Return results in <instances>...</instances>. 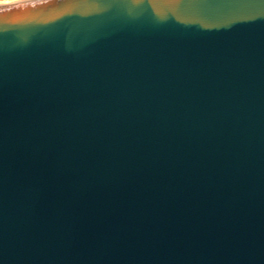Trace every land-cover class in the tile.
Instances as JSON below:
<instances>
[{"label": "water", "instance_id": "95a60500", "mask_svg": "<svg viewBox=\"0 0 264 264\" xmlns=\"http://www.w3.org/2000/svg\"><path fill=\"white\" fill-rule=\"evenodd\" d=\"M0 264H264V0L0 5Z\"/></svg>", "mask_w": 264, "mask_h": 264}, {"label": "bare ground", "instance_id": "6f19581e", "mask_svg": "<svg viewBox=\"0 0 264 264\" xmlns=\"http://www.w3.org/2000/svg\"><path fill=\"white\" fill-rule=\"evenodd\" d=\"M16 1H20V0H16ZM11 2H13V1H10V0L0 1V5L10 4Z\"/></svg>", "mask_w": 264, "mask_h": 264}, {"label": "rangeland", "instance_id": "374dc122", "mask_svg": "<svg viewBox=\"0 0 264 264\" xmlns=\"http://www.w3.org/2000/svg\"><path fill=\"white\" fill-rule=\"evenodd\" d=\"M0 1H4V0H0ZM10 1H13V2H15L16 0H15V1H14V0H10Z\"/></svg>", "mask_w": 264, "mask_h": 264}]
</instances>
